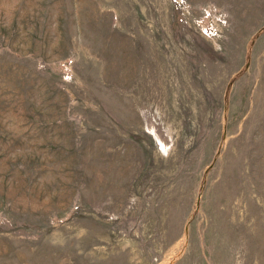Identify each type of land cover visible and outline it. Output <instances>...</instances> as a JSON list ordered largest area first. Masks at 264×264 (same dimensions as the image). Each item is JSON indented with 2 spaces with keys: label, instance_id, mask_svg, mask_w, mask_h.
<instances>
[{
  "label": "rangeland",
  "instance_id": "1",
  "mask_svg": "<svg viewBox=\"0 0 264 264\" xmlns=\"http://www.w3.org/2000/svg\"><path fill=\"white\" fill-rule=\"evenodd\" d=\"M0 264H264V0H0Z\"/></svg>",
  "mask_w": 264,
  "mask_h": 264
},
{
  "label": "built area",
  "instance_id": "2",
  "mask_svg": "<svg viewBox=\"0 0 264 264\" xmlns=\"http://www.w3.org/2000/svg\"><path fill=\"white\" fill-rule=\"evenodd\" d=\"M182 2V0H175ZM200 31L208 38L214 39L220 36L223 27L226 25L225 13L216 7H205L202 12V19L196 23Z\"/></svg>",
  "mask_w": 264,
  "mask_h": 264
}]
</instances>
